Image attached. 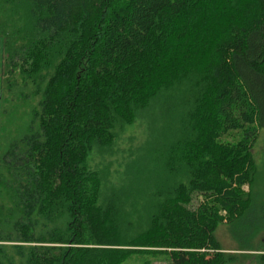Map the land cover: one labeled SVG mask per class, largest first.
<instances>
[{"label": "trees", "instance_id": "1", "mask_svg": "<svg viewBox=\"0 0 264 264\" xmlns=\"http://www.w3.org/2000/svg\"><path fill=\"white\" fill-rule=\"evenodd\" d=\"M0 59V264L234 263L220 223L252 250L264 0H0Z\"/></svg>", "mask_w": 264, "mask_h": 264}, {"label": "rangeland", "instance_id": "2", "mask_svg": "<svg viewBox=\"0 0 264 264\" xmlns=\"http://www.w3.org/2000/svg\"><path fill=\"white\" fill-rule=\"evenodd\" d=\"M1 61V59H0ZM4 66L0 67V110L7 107L6 98L9 96V88L7 86V80L10 76H5ZM146 128L144 124L136 122L135 124L127 125L124 127L119 135V139L115 144V155L111 158L106 157L107 160H112L113 166L111 171L119 169L117 166L122 160H124L129 153V150H136L137 147L142 146L146 140ZM0 136V143H1ZM1 145V144H0ZM251 153L254 156L257 164L256 179L252 186V192L254 193L256 200L264 199V128L259 130L257 139L251 148ZM100 158L97 156L92 160L93 163H98ZM246 188V187H245ZM202 199H193L192 206H196ZM239 231V230H238ZM236 230V227H231L227 223H220L214 231V236L219 241L221 247L226 252H231L237 255L236 261L229 264H264L261 262V255H264V251H257L264 249V230L258 232L256 236L249 242L245 238L243 243H248L251 247V251H238L239 243L235 239L234 233H240ZM242 233V232H241ZM5 245L9 246L8 243ZM6 248L9 250V247ZM11 253V251H9ZM128 264H138L137 259L128 261ZM153 264H167L161 260H154Z\"/></svg>", "mask_w": 264, "mask_h": 264}]
</instances>
